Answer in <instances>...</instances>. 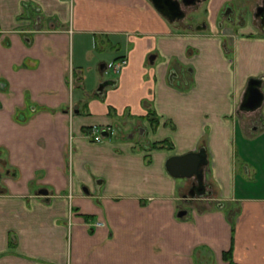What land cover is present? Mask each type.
Returning a JSON list of instances; mask_svg holds the SVG:
<instances>
[{
    "label": "crops",
    "instance_id": "1",
    "mask_svg": "<svg viewBox=\"0 0 264 264\" xmlns=\"http://www.w3.org/2000/svg\"><path fill=\"white\" fill-rule=\"evenodd\" d=\"M231 1L186 33L148 0H0V264H264V35L216 29ZM199 150L203 196L166 168Z\"/></svg>",
    "mask_w": 264,
    "mask_h": 264
},
{
    "label": "flooded vegetation",
    "instance_id": "2",
    "mask_svg": "<svg viewBox=\"0 0 264 264\" xmlns=\"http://www.w3.org/2000/svg\"><path fill=\"white\" fill-rule=\"evenodd\" d=\"M153 8L162 15L170 24L176 25V28L183 32H205L211 28L208 23V4L210 0H148ZM239 2H245L250 5V13H235L236 5L234 0L230 3H226L224 8L220 11L219 19L216 22V29L218 31H227L232 29L236 34L238 29H252L253 33L245 35L247 38H259L264 35V0H237ZM238 5H240V3ZM23 7L26 9L25 16L27 19L32 20L31 11H35V6L32 3L24 2ZM197 22L195 25H191L192 19ZM224 50L230 52L233 48L228 47V42H223ZM119 65L118 63H115ZM114 64V65H115ZM113 65V66H114ZM118 72L120 67L118 66ZM251 80H260L261 86L264 83V79L252 78L248 81L246 90ZM262 92V91H261ZM92 128V127H90ZM88 128V129H90ZM99 129L110 130L112 135L115 129L101 128ZM88 129H85L87 131ZM83 132V133H84ZM111 135V136H112ZM110 136V137H111ZM196 189V188H195ZM194 189V190H195ZM193 191V190H192ZM196 191H193L195 193Z\"/></svg>",
    "mask_w": 264,
    "mask_h": 264
},
{
    "label": "water",
    "instance_id": "3",
    "mask_svg": "<svg viewBox=\"0 0 264 264\" xmlns=\"http://www.w3.org/2000/svg\"><path fill=\"white\" fill-rule=\"evenodd\" d=\"M260 86V80H251L249 82L242 101L243 110L255 111L261 107L264 95L261 92ZM207 163L206 154L203 150H199L198 152L188 153L180 157L170 158L166 163V168L168 173L174 178H195L192 190L196 191L195 193L199 196H203L206 191L203 180V169L207 166ZM193 191H191V194H194ZM42 194H47V192L42 191ZM184 214V212L180 213L179 217H182Z\"/></svg>",
    "mask_w": 264,
    "mask_h": 264
},
{
    "label": "built area",
    "instance_id": "4",
    "mask_svg": "<svg viewBox=\"0 0 264 264\" xmlns=\"http://www.w3.org/2000/svg\"><path fill=\"white\" fill-rule=\"evenodd\" d=\"M118 67H114V71L118 73ZM112 132L110 130L92 127L83 133V136L93 142H102L110 138Z\"/></svg>",
    "mask_w": 264,
    "mask_h": 264
},
{
    "label": "rangeland",
    "instance_id": "5",
    "mask_svg": "<svg viewBox=\"0 0 264 264\" xmlns=\"http://www.w3.org/2000/svg\"><path fill=\"white\" fill-rule=\"evenodd\" d=\"M237 2H239V1H237V0H234V4L236 5V10H235V13H247V14H249L250 13V11H251V9H250V5L248 4V3H245V2H239L240 3V5H238V3ZM197 21L193 18L192 19V21H191V25H195V23H196ZM111 73V75H113L112 74V72H110ZM246 186H248V185H246ZM262 186V185H261Z\"/></svg>",
    "mask_w": 264,
    "mask_h": 264
},
{
    "label": "trees",
    "instance_id": "6",
    "mask_svg": "<svg viewBox=\"0 0 264 264\" xmlns=\"http://www.w3.org/2000/svg\"><path fill=\"white\" fill-rule=\"evenodd\" d=\"M224 258H225V260L229 261V264H234V263L231 262L230 253H226L224 255Z\"/></svg>",
    "mask_w": 264,
    "mask_h": 264
}]
</instances>
